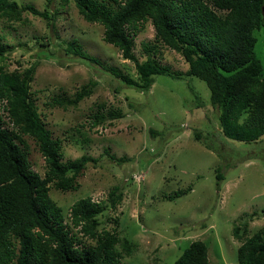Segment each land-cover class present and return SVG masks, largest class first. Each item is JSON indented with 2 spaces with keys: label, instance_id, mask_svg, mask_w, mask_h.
<instances>
[{
  "label": "rangeland",
  "instance_id": "1",
  "mask_svg": "<svg viewBox=\"0 0 264 264\" xmlns=\"http://www.w3.org/2000/svg\"><path fill=\"white\" fill-rule=\"evenodd\" d=\"M16 1L53 12V23L29 12L20 21L1 19L0 65L13 70L38 61L30 93L52 137L60 141L61 160L83 154L96 159L77 177V190L50 185L64 221L77 199L90 197L106 205L98 216L99 229H114L120 241L133 243L129 254L116 245L125 264H172L196 239L206 244L212 264H237L242 238L233 235V227L243 237L264 225V135L249 143L225 137L209 90L195 76L155 75L147 91L121 81L109 68L137 81L134 63L103 41V27L85 21L73 0ZM253 35L264 75V25ZM71 39L101 65L66 53ZM133 53L139 61L151 55L182 73L188 67L178 52L156 42L150 22L135 35ZM89 80L95 81L92 92L76 106L49 105L53 98H73ZM114 111L121 116H108ZM96 112L105 118L91 126ZM3 119L7 122L5 113ZM24 141L31 169L43 177V157L30 137ZM112 190L121 195L115 208L109 206Z\"/></svg>",
  "mask_w": 264,
  "mask_h": 264
},
{
  "label": "trees",
  "instance_id": "2",
  "mask_svg": "<svg viewBox=\"0 0 264 264\" xmlns=\"http://www.w3.org/2000/svg\"><path fill=\"white\" fill-rule=\"evenodd\" d=\"M73 1L85 21L103 27V41L134 63L137 81L109 68L121 81L147 91L155 75L195 76L209 90L210 105L218 110L219 128L225 137L249 143L264 135L263 65L253 51V31L264 25V0ZM24 12L53 23V12L47 9L0 0V20L20 21ZM147 22L153 27L156 42L178 52L188 64L183 73L151 55L137 60L134 37ZM152 48L154 45L149 46ZM3 50L0 44V54ZM65 51L101 65L76 39L66 43ZM37 65L36 60L13 70L0 65V264H125L116 245L120 244L125 254L134 245L127 239L120 241L114 229H99L98 216L106 208L104 203L79 198L65 222L61 207L49 195L50 185L61 191L77 190V177L96 159L83 154L67 162L61 160L60 141L52 137L30 93ZM94 85L95 81L89 80L73 98H53L49 105L74 107L91 94ZM108 116L120 117L121 112H109ZM104 118L96 112L91 126L101 124ZM8 122L10 128L5 126ZM24 136L34 141L44 159L43 177L31 169ZM194 138L200 140L196 133ZM216 176L221 179L220 174ZM108 197L109 206L115 208L121 195L112 190ZM233 235L242 238L236 248L237 264H264V225L243 237L234 226ZM172 264L212 263L206 244L196 239Z\"/></svg>",
  "mask_w": 264,
  "mask_h": 264
},
{
  "label": "water",
  "instance_id": "3",
  "mask_svg": "<svg viewBox=\"0 0 264 264\" xmlns=\"http://www.w3.org/2000/svg\"><path fill=\"white\" fill-rule=\"evenodd\" d=\"M142 193H143V184L140 183V184H139L138 197H141Z\"/></svg>",
  "mask_w": 264,
  "mask_h": 264
}]
</instances>
